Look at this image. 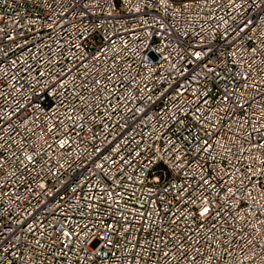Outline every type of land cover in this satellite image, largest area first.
Masks as SVG:
<instances>
[{
	"label": "built area",
	"instance_id": "built-area-1",
	"mask_svg": "<svg viewBox=\"0 0 264 264\" xmlns=\"http://www.w3.org/2000/svg\"><path fill=\"white\" fill-rule=\"evenodd\" d=\"M0 264H264V0H0Z\"/></svg>",
	"mask_w": 264,
	"mask_h": 264
}]
</instances>
